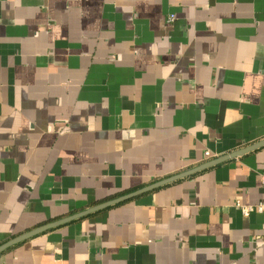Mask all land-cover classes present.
I'll return each mask as SVG.
<instances>
[{
  "label": "crops",
  "instance_id": "obj_1",
  "mask_svg": "<svg viewBox=\"0 0 264 264\" xmlns=\"http://www.w3.org/2000/svg\"><path fill=\"white\" fill-rule=\"evenodd\" d=\"M261 140L264 0H0V245ZM263 175L264 145L0 264H264V211L235 206Z\"/></svg>",
  "mask_w": 264,
  "mask_h": 264
},
{
  "label": "water",
  "instance_id": "obj_2",
  "mask_svg": "<svg viewBox=\"0 0 264 264\" xmlns=\"http://www.w3.org/2000/svg\"><path fill=\"white\" fill-rule=\"evenodd\" d=\"M263 145H264V140H261L259 142L254 143V144L246 146L242 149L236 150L230 154L223 155V156H220L218 158L209 160V161H207V162H205V163H203V164H201V165H199L193 169H190V170L169 176L167 178H163L161 180L155 181V182L150 183V184H148L144 187H141L137 190H134V191L128 192L126 194L112 198L110 200H106L104 202L92 205L86 209L72 213L68 216L48 221L42 225H39V226H37L31 230L26 231L25 233H22L16 237L4 242L3 244L0 245V253L3 252L7 248H9L15 244H18L22 241H25L29 238H32L38 234L44 233L48 230H51V229H54V228H57V227H60L63 225H66L68 223L74 222V221L79 220L81 218L87 217L93 213L99 212V211L104 210V209L111 207L113 205L120 204L124 201L130 200V199L135 198L141 194L147 193L149 191H152L154 189H157L159 187H162L164 185H167L169 183H172V182L177 181L179 179H182L184 177L190 176V175L195 174V173L202 171L204 169L216 166V165L223 163L229 159L237 158V157H239L245 153H248L250 151H253V150H255V149H257Z\"/></svg>",
  "mask_w": 264,
  "mask_h": 264
},
{
  "label": "built area",
  "instance_id": "obj_3",
  "mask_svg": "<svg viewBox=\"0 0 264 264\" xmlns=\"http://www.w3.org/2000/svg\"><path fill=\"white\" fill-rule=\"evenodd\" d=\"M174 20V15H169L167 21L172 22ZM205 157H209V152L206 151L204 153ZM261 185L264 187V175L261 177ZM235 206L239 208L241 214L244 217L249 216L253 212H263L264 211V204L259 203L255 205H245L241 204L238 200L235 202Z\"/></svg>",
  "mask_w": 264,
  "mask_h": 264
},
{
  "label": "trees",
  "instance_id": "obj_4",
  "mask_svg": "<svg viewBox=\"0 0 264 264\" xmlns=\"http://www.w3.org/2000/svg\"><path fill=\"white\" fill-rule=\"evenodd\" d=\"M128 191H120V192H117L116 194H114L113 196H120V195H123L125 193H127Z\"/></svg>",
  "mask_w": 264,
  "mask_h": 264
}]
</instances>
